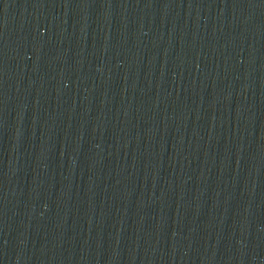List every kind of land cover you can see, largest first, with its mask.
Masks as SVG:
<instances>
[{"label": "water", "instance_id": "obj_1", "mask_svg": "<svg viewBox=\"0 0 264 264\" xmlns=\"http://www.w3.org/2000/svg\"><path fill=\"white\" fill-rule=\"evenodd\" d=\"M0 264H264V0H0Z\"/></svg>", "mask_w": 264, "mask_h": 264}]
</instances>
